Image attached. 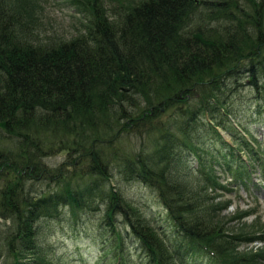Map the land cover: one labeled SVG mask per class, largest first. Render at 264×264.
Wrapping results in <instances>:
<instances>
[{"label":"trees","instance_id":"16d2710c","mask_svg":"<svg viewBox=\"0 0 264 264\" xmlns=\"http://www.w3.org/2000/svg\"><path fill=\"white\" fill-rule=\"evenodd\" d=\"M91 2L84 34L37 44L0 0V219L12 222L4 240L16 264H55L43 223L59 219L62 206L75 222L100 202L98 225L113 236L117 264L128 261L131 237L140 264H182L188 249L215 264H263L264 235L246 225L237 235L222 230L215 206L199 213L213 169L199 155L205 133L223 141L215 126L228 132L233 119L239 140L230 135L246 162L229 175L247 190L251 160L262 152L227 100L240 85L264 97V0H139L110 14ZM182 150L197 158L203 178L180 173ZM62 152L58 169L44 164ZM258 171L264 180V166ZM39 178L55 186L40 189ZM133 181L157 193L187 248L167 244L125 198L121 184ZM252 242L263 246L237 250Z\"/></svg>","mask_w":264,"mask_h":264},{"label":"rangeland","instance_id":"374dc122","mask_svg":"<svg viewBox=\"0 0 264 264\" xmlns=\"http://www.w3.org/2000/svg\"><path fill=\"white\" fill-rule=\"evenodd\" d=\"M91 1L93 0H9L8 9L11 10L12 15L19 18L23 34L30 35L32 41L37 42V44H51L68 41L87 31L90 25L89 8L92 5ZM95 1L96 6L100 4L105 13L110 14L113 10L127 9L134 6L139 0ZM234 79L228 78V81ZM236 79H239L238 75ZM229 89L227 102L229 103L230 100L232 112L239 122L249 127L250 134L255 139V144L262 152L260 160H251L254 167H252L253 172L251 175H248L250 180L255 182V185L258 186L259 182L261 184L259 183V186L256 187L253 186L251 181H248V188L245 190L234 180L232 175H229V170L242 167L243 162H246V154L236 150L237 146L234 145L235 143L230 135L233 134L239 140L240 133H236L232 128L235 124L233 119H230L227 123L228 132L215 126L223 141L233 146L235 151L228 150L224 142L216 137L212 131L209 132L212 135L205 133L203 144L200 146L202 151H200L199 156L205 162L207 161L209 166L213 167L209 176V178H212L211 182L215 179L218 182L217 184L224 186V188L216 190L215 185H212L209 181L211 183L207 185L209 189L199 192V195L206 192L209 200L208 203L201 204L199 213L205 208H214L215 206L217 212L214 213L213 222L224 224L225 227L222 230L226 229V232H233L237 235L250 228L249 231L252 234L264 235V180L259 179L260 171H258L259 167L264 166V97L258 100L254 95L255 92H251L245 85L236 88L229 87ZM159 119L165 122L168 119L166 112L162 113ZM133 142L136 149H139V141L135 137ZM150 151L151 146L148 142V152L150 153ZM179 155L183 160L179 165L181 174L195 180L203 178V175L199 173L200 167L194 155L183 150ZM66 158V152H62L45 159L44 164L47 163L55 171ZM69 166L68 172L70 173L74 167L71 163ZM74 171H79V167ZM36 185L40 189H46L47 186L52 188L55 183H48L39 178ZM121 187L125 198L139 210L140 213H138L146 219L148 225L156 230L157 234L167 244L173 246L179 243L177 246L187 248L185 240L182 241L180 233L167 219V211L152 188L134 181L123 183ZM97 205H101L97 211L92 213L87 211L80 214L75 222L71 218L69 209L62 206L59 210L61 213L59 219L43 223L42 231L46 236L44 249L55 264H117V251L112 249L113 236L110 235L107 229L99 228L102 203H97ZM234 216L241 217L235 218ZM116 225L120 232H123L125 225L122 217L118 216ZM245 225L248 227L245 228ZM11 226L12 222L10 220L0 219V264H16L18 260L15 253L10 252V249L8 250L7 243L4 240L6 239L5 236L11 231ZM208 227L213 228L212 225ZM128 235L130 236L129 233ZM131 238H129L130 240L125 239L126 251H124V255L125 260L128 259L125 264L143 263L144 258L139 245ZM261 246L263 244L258 242L242 243L237 247V250L240 252L255 251ZM30 258L31 256H29ZM19 262L26 263L23 258ZM182 264L215 263L208 257L200 255L199 252L189 251L188 249L187 258Z\"/></svg>","mask_w":264,"mask_h":264},{"label":"bare ground","instance_id":"6f19581e","mask_svg":"<svg viewBox=\"0 0 264 264\" xmlns=\"http://www.w3.org/2000/svg\"><path fill=\"white\" fill-rule=\"evenodd\" d=\"M155 197V196H154Z\"/></svg>","mask_w":264,"mask_h":264}]
</instances>
